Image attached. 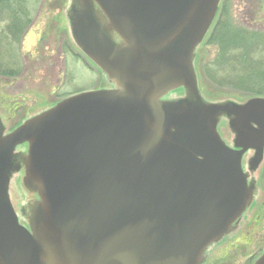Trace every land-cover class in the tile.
<instances>
[{
    "label": "water",
    "instance_id": "1",
    "mask_svg": "<svg viewBox=\"0 0 264 264\" xmlns=\"http://www.w3.org/2000/svg\"><path fill=\"white\" fill-rule=\"evenodd\" d=\"M94 1L126 45L97 25L87 39L76 27L120 90L69 97L0 141V264H197L245 204V147L214 135L198 98H156L175 83L195 87L188 57L217 0ZM21 141L46 207L41 237L6 200L8 158Z\"/></svg>",
    "mask_w": 264,
    "mask_h": 264
},
{
    "label": "rangeland",
    "instance_id": "2",
    "mask_svg": "<svg viewBox=\"0 0 264 264\" xmlns=\"http://www.w3.org/2000/svg\"><path fill=\"white\" fill-rule=\"evenodd\" d=\"M42 2L45 3L39 9ZM68 2L70 0H9V9L4 8L5 6L1 3L0 120L4 130L0 138L9 136L27 122L40 117L58 103L76 94L90 90L119 89L117 83L122 79L109 77L101 65L102 62L95 59L93 55V59L86 55L84 41L79 36V28L73 26L74 21L70 24L66 20L63 24L61 20L63 8ZM240 12H235L238 18H240ZM92 16L96 20L101 17L100 15ZM98 24L101 26V21ZM20 25L23 29L17 32L16 27ZM27 26L29 30L24 33ZM103 27L108 35L114 36L112 28L106 25ZM208 30L209 27L205 29L204 35L198 41V47L194 46L189 56V64L196 76L202 102L209 107V104H224L227 101L243 102L256 96L253 91L260 92V85L262 82L264 84V58H258L256 55L252 58L255 62L253 68L258 72L250 75V72L245 71L247 64L237 62L236 57H230L235 59L230 62L222 60V57L218 59V55L221 56L223 51H226L225 44L218 47L216 43L211 42V39L208 40ZM69 45L73 53L69 51ZM78 53L87 56L88 64L83 62ZM229 54L230 56L234 54L231 46H229ZM171 91V94L170 92L163 94L161 100L177 103L186 98L181 90L172 89ZM189 101L192 102V99ZM219 115L217 125L212 126L211 131L223 143L224 140L231 142L234 132L228 120L223 119L224 113ZM251 151L242 158V164L246 166L245 171L249 175L248 180L251 184L247 182L246 200L240 212L251 209L254 200L257 201V199L260 208H264V154L259 167L250 168L248 157ZM4 188L6 200L15 211L18 221L28 228H33L34 232L41 237L44 231L42 221L46 207L38 182L31 178L28 172V142L22 141L12 147ZM253 194L256 195L254 199ZM251 198L253 201L250 203ZM233 221L223 234L204 248L205 250L210 245H212L211 249L215 248V253L211 254L207 262L216 264L231 243L240 239L236 231L232 232ZM43 238L47 239V237ZM51 244L56 245L54 242ZM51 260L50 263L45 259L43 264H53ZM201 260L200 255L199 264L204 263Z\"/></svg>",
    "mask_w": 264,
    "mask_h": 264
},
{
    "label": "flooded vegetation",
    "instance_id": "3",
    "mask_svg": "<svg viewBox=\"0 0 264 264\" xmlns=\"http://www.w3.org/2000/svg\"><path fill=\"white\" fill-rule=\"evenodd\" d=\"M1 2L3 6H5L4 8L9 9V0H1ZM44 3L45 2L40 3L41 6L39 9L42 8ZM62 5L63 4H61V6ZM11 8L12 7H10V9ZM263 11L264 0H218L216 11L209 24V34L207 35L208 40L211 39V42L216 43L218 47L223 43L225 44L224 46H226V44H230L229 42L232 41L233 43H238L237 45L241 52H244L245 54L249 53V55L253 56L256 55L258 58H264ZM235 12H240V18L235 15ZM92 15H100L101 17L96 20ZM61 20L63 21V24L68 20L70 24L74 21L73 25L79 24L80 26H85L86 39L87 26L89 25L90 27V25H97L98 32L107 39L110 38V43L113 46L120 48L125 46L115 34L111 24L107 18L103 16L94 0H70V2H68L63 8ZM100 21L102 27L98 24ZM103 25H106L110 29L112 28L111 30L114 32L113 37L108 35V32L104 29ZM28 30L29 27L27 26L24 33ZM236 33H238L237 36L230 38V36H233ZM228 37L229 39H227ZM230 39L231 41H228ZM68 44L69 43H67V45ZM198 45L199 42L196 43L195 47L197 48ZM68 49L70 52H74L70 45ZM60 50L62 51V49ZM90 53L91 52H89V54ZM77 55L82 57L85 64H88L86 61L87 56L91 59L87 54V56L79 55V53ZM190 73L194 76V88L183 83L173 84L176 86L174 89L181 90L186 96L185 99L178 101L176 104H182L183 106L190 104L193 105L197 101V98L202 102V97L200 96L197 86V79L192 68ZM187 76L189 77V75ZM260 88V92L258 91L255 93L256 96L250 97L243 102L232 103L231 101H227L224 104H209V107L202 102L204 106L208 107L209 112L211 113L213 119L212 126L215 127L217 125V117L219 116L220 118V113H224L223 119L228 120V124L234 132V138L231 142L224 140V144L234 150H241L246 147L241 157V165L243 172L246 175L247 182L249 183L251 181L248 180L249 175H247V172L245 171L246 166H243L242 164L243 156L252 150L248 157V162L249 167L254 168L259 167L263 161L262 158L264 154L263 82L260 85ZM171 92L169 94H171ZM191 99L192 102L189 101ZM214 135L217 136L216 134ZM254 196L256 195H252L253 199ZM252 198L250 203L253 201ZM258 203V199L257 201L254 200V204L250 207L251 209H244L240 212V215L235 217L232 224L234 225L232 232L236 231L238 235H240V239L231 243V246H229L227 251L221 255L216 264H259L264 255V208H260ZM211 246L212 245L205 249L201 254V261H204L203 264H214V262H207L210 260L211 254L215 253V248L211 249ZM197 264H199V262ZM200 264H202V262Z\"/></svg>",
    "mask_w": 264,
    "mask_h": 264
},
{
    "label": "trees",
    "instance_id": "4",
    "mask_svg": "<svg viewBox=\"0 0 264 264\" xmlns=\"http://www.w3.org/2000/svg\"><path fill=\"white\" fill-rule=\"evenodd\" d=\"M1 0H0V6H1ZM23 26H17L16 28H17V32H19V31H21L23 28H22ZM238 35V33H236V34H234L233 36H230V38L231 37H235V36H237ZM15 37L17 38V36L15 35ZM227 39H229V37L227 38ZM228 41H231V39L230 40H228ZM230 44H226V51H223V53H222V55L220 56V55H218V59H220L221 57H222V60H226V61H228V62H230V60H232V61H235V59H231L230 57H236V61L238 62V61H241V62H243V63H245L244 65H246L247 64V66H246V70L245 71H248V72H250V75H254L256 72H258V71H255L254 70V63L255 62H253V60L254 59H252L254 56H252V55H249V53H247V54H245L244 52H241V50H240V48L238 47V43H233L232 41L231 42H229ZM229 46H231L232 47V50H233V52H234V54H232L231 56H230V54H229ZM227 56V57H226ZM251 61H252V63H251ZM258 61V60H257ZM240 63V62H239ZM237 65H238V63H237ZM249 65H250V68H248L249 67ZM248 68V69H247ZM242 69H244V68H242ZM253 92H255L256 93V91H253ZM258 92V91H257Z\"/></svg>",
    "mask_w": 264,
    "mask_h": 264
}]
</instances>
